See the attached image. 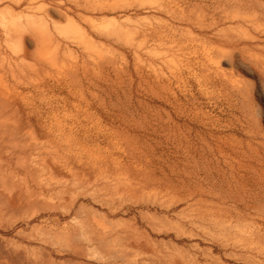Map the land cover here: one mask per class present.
I'll list each match as a JSON object with an SVG mask.
<instances>
[{
    "label": "rangeland",
    "instance_id": "obj_1",
    "mask_svg": "<svg viewBox=\"0 0 264 264\" xmlns=\"http://www.w3.org/2000/svg\"><path fill=\"white\" fill-rule=\"evenodd\" d=\"M0 264H264V0H0Z\"/></svg>",
    "mask_w": 264,
    "mask_h": 264
}]
</instances>
